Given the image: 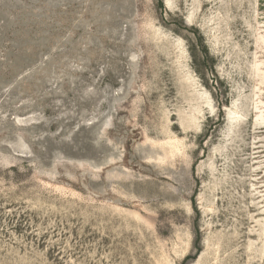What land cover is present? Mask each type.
Listing matches in <instances>:
<instances>
[{"label":"rangeland","instance_id":"obj_1","mask_svg":"<svg viewBox=\"0 0 264 264\" xmlns=\"http://www.w3.org/2000/svg\"><path fill=\"white\" fill-rule=\"evenodd\" d=\"M0 264H264V0H0Z\"/></svg>","mask_w":264,"mask_h":264}]
</instances>
